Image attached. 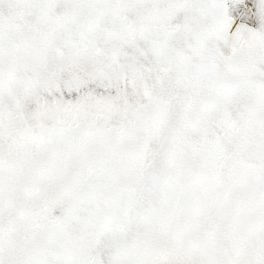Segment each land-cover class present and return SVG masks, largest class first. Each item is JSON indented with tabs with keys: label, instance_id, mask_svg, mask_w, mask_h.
Listing matches in <instances>:
<instances>
[{
	"label": "snow or ice",
	"instance_id": "6c2138e0",
	"mask_svg": "<svg viewBox=\"0 0 264 264\" xmlns=\"http://www.w3.org/2000/svg\"><path fill=\"white\" fill-rule=\"evenodd\" d=\"M0 264H264V0H0Z\"/></svg>",
	"mask_w": 264,
	"mask_h": 264
}]
</instances>
